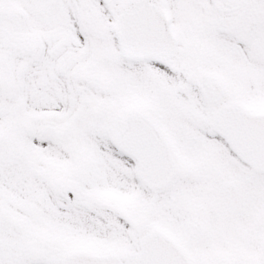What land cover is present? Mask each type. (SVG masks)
<instances>
[{"label":"snow or ice","instance_id":"obj_1","mask_svg":"<svg viewBox=\"0 0 264 264\" xmlns=\"http://www.w3.org/2000/svg\"><path fill=\"white\" fill-rule=\"evenodd\" d=\"M0 264H264V0H0Z\"/></svg>","mask_w":264,"mask_h":264}]
</instances>
